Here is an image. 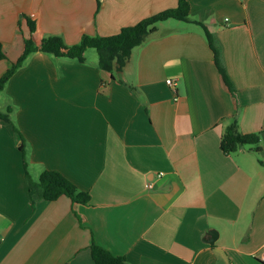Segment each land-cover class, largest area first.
<instances>
[{"label":"crops","instance_id":"0c3cea01","mask_svg":"<svg viewBox=\"0 0 264 264\" xmlns=\"http://www.w3.org/2000/svg\"><path fill=\"white\" fill-rule=\"evenodd\" d=\"M189 2L191 19L221 48L234 93L203 28L179 20L159 24L115 79L99 56L88 60L91 50L85 63L32 54L10 79L0 93L12 120L0 121V264H95L93 244L127 264H263L264 0ZM177 6L0 0V78L29 38L75 45ZM235 118L241 132L259 135L260 153L222 152ZM46 171L90 202L31 198L28 174L36 182Z\"/></svg>","mask_w":264,"mask_h":264},{"label":"trees","instance_id":"16d2710c","mask_svg":"<svg viewBox=\"0 0 264 264\" xmlns=\"http://www.w3.org/2000/svg\"><path fill=\"white\" fill-rule=\"evenodd\" d=\"M169 19L195 23L203 28L223 83L231 93H234L233 85L223 63L221 48L205 24L191 19V4L189 0H178L177 8L165 10L133 26L123 28L118 34L113 36L85 35L75 45H68L60 36H47L41 40L39 45L32 38H29L25 41V49L22 56L0 78V93L4 91L16 71L23 67L28 58L35 53H44L56 58L85 63L87 51L93 49L99 56V67L111 73L115 79V75H120L123 72L133 50L143 46L157 33L158 24ZM28 24L31 33H34L36 24L31 20L28 21ZM6 57L3 45L0 43V61L6 59ZM0 121L12 123L11 109H8L5 113L0 111ZM241 148H249L255 153L262 151L259 135L241 132L238 119L235 118L223 135L221 150L225 155H230ZM28 181L31 198L37 196L46 201H56L61 196H68L74 203L83 205L88 204L91 200L88 192L80 190L65 176L56 171L44 172L36 182L28 174ZM32 205L35 208L34 200H32ZM91 253L95 264H127L125 258L115 256L96 244L91 247Z\"/></svg>","mask_w":264,"mask_h":264},{"label":"built area","instance_id":"2783aa9c","mask_svg":"<svg viewBox=\"0 0 264 264\" xmlns=\"http://www.w3.org/2000/svg\"><path fill=\"white\" fill-rule=\"evenodd\" d=\"M167 84L171 87V88H175V86H176V82H174L173 80H167ZM161 176H163V174L162 173H160L159 174V177H161ZM149 186H151V185H149ZM2 241H1V238H0V243H1ZM261 258H262V260L264 261V250H263V252H262V254H261Z\"/></svg>","mask_w":264,"mask_h":264},{"label":"water","instance_id":"95a60500","mask_svg":"<svg viewBox=\"0 0 264 264\" xmlns=\"http://www.w3.org/2000/svg\"><path fill=\"white\" fill-rule=\"evenodd\" d=\"M217 237H218L217 232H211L209 234V238L207 239V242L213 244L217 240Z\"/></svg>","mask_w":264,"mask_h":264},{"label":"rangeland","instance_id":"374dc122","mask_svg":"<svg viewBox=\"0 0 264 264\" xmlns=\"http://www.w3.org/2000/svg\"><path fill=\"white\" fill-rule=\"evenodd\" d=\"M169 20H175V19H169ZM168 21V20H167ZM165 22V21H164ZM169 22H174V21H169ZM161 23H163V22H161ZM161 23H159V24H161ZM158 24V25H159ZM91 50V52L92 53H90L89 54V56H88V60H92V59H94V58H97L98 57V55H97V52L95 51V50H93V49H90ZM86 57H87V55H86ZM86 60H87V58H86Z\"/></svg>","mask_w":264,"mask_h":264}]
</instances>
